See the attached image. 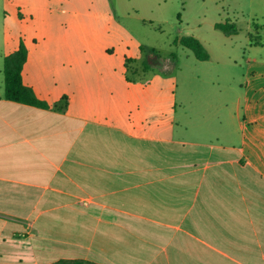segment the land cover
Listing matches in <instances>:
<instances>
[{"label": "crops", "instance_id": "crops-1", "mask_svg": "<svg viewBox=\"0 0 264 264\" xmlns=\"http://www.w3.org/2000/svg\"><path fill=\"white\" fill-rule=\"evenodd\" d=\"M21 1L16 20L39 25L6 55L22 40L23 83L67 107L8 101L0 82V264H21L2 259L5 236L54 245V261L28 264H264V63L249 55L229 93L211 82L194 117L177 58L142 70L132 0ZM235 1L259 45L264 0Z\"/></svg>", "mask_w": 264, "mask_h": 264}, {"label": "rangeland", "instance_id": "rangeland-1", "mask_svg": "<svg viewBox=\"0 0 264 264\" xmlns=\"http://www.w3.org/2000/svg\"><path fill=\"white\" fill-rule=\"evenodd\" d=\"M26 1L28 3L29 0ZM110 1L115 3V0ZM21 3V0H0V82L3 87V56L14 47L18 32L23 30L24 34L29 35L39 25V17L35 12L28 11V16L34 15V20L28 19L21 23L16 20V15L22 11L19 7ZM31 3L27 6L30 7ZM132 6L135 7L131 9L132 17L124 22L129 24L136 38L147 46L145 48L151 47L158 52L159 60L153 56L149 59L152 66L161 69L160 61L169 58L171 53L176 56L174 71L177 73V97L187 96L188 88L195 89L191 108L193 114L197 113L194 117L205 114L206 103L201 102L203 99L208 101L213 95L206 90L211 82L214 81L216 89L222 92L227 89L229 93L228 86L239 89L249 55L264 63V31L253 27L251 36L257 37L255 41L261 43L249 45L250 35L245 28L247 20L250 23L260 20L249 18L247 12L241 13L235 0H132L130 8ZM225 22H237V35L227 37L214 28V23ZM181 36L198 39L206 49L209 60L199 61L188 49L174 46L173 40ZM231 95L234 101L235 91H231ZM212 98H219V95ZM2 245L7 249L2 258L7 263L17 260L21 264L54 261L57 257L54 245L48 240L5 236Z\"/></svg>", "mask_w": 264, "mask_h": 264}, {"label": "trees", "instance_id": "trees-1", "mask_svg": "<svg viewBox=\"0 0 264 264\" xmlns=\"http://www.w3.org/2000/svg\"><path fill=\"white\" fill-rule=\"evenodd\" d=\"M214 28L221 33H223L225 36L234 35L237 33L236 27L229 22L225 23H216L214 25ZM174 45H179L181 47H184L185 49H188L193 56L199 60V61H207L209 59V55L204 48V46L201 44V42L196 39L193 36H181L177 37L173 40ZM141 53L146 56L147 60L141 64L142 70L147 71L152 67L151 62L149 61L150 56H153L155 59L159 60L158 52L153 48H145L140 47ZM150 54V56H149ZM27 58V49L25 47V44L22 40H20L19 45L17 49H15L10 54L6 55L3 58V66H2V72L4 77V99L33 106L40 109H49L52 108L56 111L63 112L65 111L67 107V97L63 96L59 102L49 105L45 101L39 100L34 91L26 86L21 77V71L23 64L25 63ZM169 58L171 60H174L176 56L174 54H170ZM130 62H133V60H126L127 64V80L133 81V79L130 77L131 68L128 66ZM53 264H94L87 261L82 260H59L54 262Z\"/></svg>", "mask_w": 264, "mask_h": 264}]
</instances>
